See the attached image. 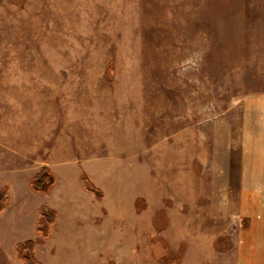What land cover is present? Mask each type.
I'll return each mask as SVG.
<instances>
[{"label":"rangeland","instance_id":"1","mask_svg":"<svg viewBox=\"0 0 264 264\" xmlns=\"http://www.w3.org/2000/svg\"><path fill=\"white\" fill-rule=\"evenodd\" d=\"M261 93L264 0H0V264H264Z\"/></svg>","mask_w":264,"mask_h":264},{"label":"trees","instance_id":"2","mask_svg":"<svg viewBox=\"0 0 264 264\" xmlns=\"http://www.w3.org/2000/svg\"><path fill=\"white\" fill-rule=\"evenodd\" d=\"M52 176L47 167H41L29 181V186L35 191H43L50 187L52 184ZM83 187L96 197H101L102 192L86 177L81 178ZM7 201V188L0 187V212L3 210ZM56 221V211L46 205H40L38 207V218L34 223V229L36 232L47 236L49 232V226ZM15 251L17 258L22 261L23 264H35L39 263L33 255V242L31 240H25L23 242H17L15 244ZM25 251H29L28 255H25Z\"/></svg>","mask_w":264,"mask_h":264},{"label":"crops","instance_id":"3","mask_svg":"<svg viewBox=\"0 0 264 264\" xmlns=\"http://www.w3.org/2000/svg\"><path fill=\"white\" fill-rule=\"evenodd\" d=\"M249 105H248V109L247 111H252L253 112V117L252 118H248L247 122H246V138H245V144H246V151L247 153V166H253V159H252V155H256L258 153V151L260 152V146L261 143L258 142L257 139V135H259L261 132V128L260 125L262 126V124H264V93L261 94H257L252 96L249 99ZM250 102L254 103L253 108H249L250 107ZM256 107L259 109H256ZM255 115V116H254ZM254 121L256 123V126L254 124ZM251 123V125H250ZM258 125V128H257ZM255 126V127H254ZM259 146V147H258ZM248 177H250L251 175H247ZM252 180V184L250 185L249 182L247 181V192L248 191H254V196L258 195L257 194V187H259L260 185H262V180L261 178H256L255 180ZM254 200V199H253ZM252 200V212H254V214L257 216H261V211L264 209V203L263 202H258L255 200ZM250 211V204H249V200L247 202V207H246V214H251Z\"/></svg>","mask_w":264,"mask_h":264}]
</instances>
